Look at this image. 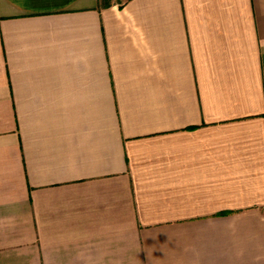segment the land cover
Instances as JSON below:
<instances>
[{"label": "crops", "instance_id": "0c3cea01", "mask_svg": "<svg viewBox=\"0 0 264 264\" xmlns=\"http://www.w3.org/2000/svg\"><path fill=\"white\" fill-rule=\"evenodd\" d=\"M0 264H264V0H0Z\"/></svg>", "mask_w": 264, "mask_h": 264}]
</instances>
